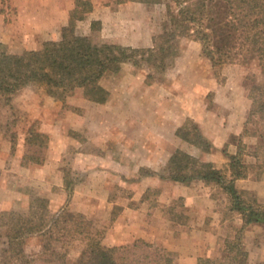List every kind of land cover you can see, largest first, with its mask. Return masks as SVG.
<instances>
[{"label": "rangeland", "instance_id": "374dc122", "mask_svg": "<svg viewBox=\"0 0 264 264\" xmlns=\"http://www.w3.org/2000/svg\"><path fill=\"white\" fill-rule=\"evenodd\" d=\"M58 1L60 4L55 7L57 0H0V54L21 55L26 51L41 50L49 41L60 43L62 30L57 33L56 29L55 35L50 32L46 36L43 29L47 32V27L52 26L57 8L62 17L66 16L64 21L67 25L76 0ZM89 1L93 7L95 4L108 7L107 13L94 11L85 20L76 21V33L92 37L97 44H114L111 40L116 39L134 45L124 47L147 48L139 46L159 34L166 19L164 3L147 4L143 0ZM124 2L131 3L119 10L116 6ZM103 15L108 17L107 24L114 29L113 32L107 30L103 36L100 30L91 28V33L85 34V22L100 19ZM152 46L153 43L149 48ZM101 84L110 92L107 102H94L88 106L83 104L88 99L81 88L61 91L57 96L49 95L47 88L39 83L0 91V161L3 165L0 168V217L11 211L28 217L33 203L51 215L63 208L75 212L73 210L90 206L94 213L91 217L85 216L101 240V248L114 253L120 246L137 240L121 238L124 233H129L127 229L128 233L121 231L117 221L123 205L132 203L130 200L138 182L147 176L170 180L167 177L174 155L178 156L181 164H189L188 167L196 169L200 163H212L229 174L230 160L225 152L236 154L240 149L243 161L248 166L247 176L264 182V142L259 136L264 129V121L255 118L247 131L245 126L251 109L250 89L254 84H264V73L256 60L249 64L225 65L215 72L211 62L203 55L200 44L184 38L179 44L178 56L169 60L165 69L148 64L136 67L132 62H127L118 75L104 78ZM46 98L51 103L48 112L41 110ZM51 124L53 126L49 127ZM50 133L59 138L56 148L64 149L61 163L65 175L64 193L56 186L51 189L38 183L36 168L50 149ZM196 133L211 144L209 151L205 150L207 146ZM62 136L65 146H60ZM156 136L163 140L154 141ZM171 136L172 141L169 140ZM54 145L52 143V147ZM150 149L158 153H172L164 166L165 172L155 173L145 167L137 171L138 165L145 164L147 159L146 152H143ZM119 150L125 153V174L121 175L120 172V178L117 171L111 168L103 173L101 166L104 163L102 159L107 160L103 154L112 152V159L117 162L116 153ZM17 152L26 153L22 161L13 158ZM184 155L192 156L195 161L188 160ZM29 156L38 157L39 160ZM152 158L157 159L158 163L163 160L160 155ZM20 162L23 169L19 166ZM65 179L71 181L70 198ZM101 182H105L107 188L102 189ZM209 186L216 198L224 192L216 184ZM161 190L158 185L154 186L145 192L143 198L159 205ZM241 192L246 200L256 198L259 202L258 191ZM107 195L108 203L102 202ZM63 201L65 204L61 207ZM165 210L172 212L180 222L186 217V209L179 198L167 202ZM229 215L227 235L234 238L239 229L235 223H240V216L237 213ZM145 239L165 248L155 232ZM223 240L224 237L219 236L214 244L207 246L202 257H221ZM243 241L248 257L242 259L241 263L264 264V225L253 224L245 229ZM8 242L7 228L0 226V262L9 255ZM53 245L63 255L65 264H74L85 242L64 239ZM44 246L45 238L34 236L25 241L24 249L28 255L38 256L45 251ZM168 253L176 264H180L177 252Z\"/></svg>", "mask_w": 264, "mask_h": 264}, {"label": "trees", "instance_id": "16d2710c", "mask_svg": "<svg viewBox=\"0 0 264 264\" xmlns=\"http://www.w3.org/2000/svg\"><path fill=\"white\" fill-rule=\"evenodd\" d=\"M143 2L164 3L166 7L165 22L161 32L153 36L152 47L135 49L117 44H97L92 37L78 35L76 21L85 20L94 7L89 0H76L68 23L62 28L60 43L49 41L43 49L26 51L21 55L0 54V91L39 83L47 88L49 95L57 96L61 91L81 88L88 100L105 103L110 92L101 84L104 78L118 75L127 62H132L136 67L148 64L165 69L169 60L178 56L179 44L184 38L200 44L203 55L211 62L215 72L225 65L249 64L256 60L264 73V0ZM97 22H92V30H101V23ZM249 98L251 109L245 123L246 131L255 118L264 121V84H254ZM196 134L207 146L205 150L209 151L211 144L201 134ZM259 136L264 142V129ZM225 154L230 160V174L212 163H200L196 169L188 167L189 164L179 162L177 155L170 161L168 179L184 184L193 180L216 184L227 195L230 212H236L243 220L234 238H224L221 257H200L197 264H242V259L248 257L243 241L245 229L253 224L264 225V204L256 198L246 200L235 187V181L248 175L242 151L239 149L236 154ZM184 157L195 161L190 155ZM29 158L39 160L34 156ZM70 183L65 179L69 198L72 191ZM0 226L7 228L9 241V255L0 264H65L63 255L53 245L64 239L85 242L74 264H176L166 248L144 239L120 246L114 253L103 250L101 240L86 216L66 208L51 215L33 203L28 217L11 211L0 217ZM34 236L45 238V251L38 256H30L24 249L25 241Z\"/></svg>", "mask_w": 264, "mask_h": 264}, {"label": "crops", "instance_id": "0c3cea01", "mask_svg": "<svg viewBox=\"0 0 264 264\" xmlns=\"http://www.w3.org/2000/svg\"><path fill=\"white\" fill-rule=\"evenodd\" d=\"M124 3L125 4H119L116 7L120 10L124 6H128V4L131 2ZM59 4L60 2L57 0L55 7ZM94 7L95 9L89 15L94 14V11L107 13L108 7L101 5L97 6L96 4ZM112 7L114 6H111L110 8ZM55 14L57 15H55L52 21V26L47 27V32L43 29V32L46 33V36H49L50 32L54 33L53 35H55L57 31L56 29H58L57 33H60L62 28L66 25L64 21L66 20V16L62 17L60 9L57 8ZM58 15H60L61 17H59ZM107 18L108 17L106 15H103L102 17H100V19H89V21L85 22V34L91 33V25L94 20L101 22L102 28L99 33H101L103 36H105L107 30L113 32L114 29H110L109 25L107 24ZM152 39L153 37L150 38L149 41L147 39L145 45H140L139 47L149 48V46H151V43H153ZM3 41L5 42L6 38L3 39ZM111 41H114V44L121 46H134L132 43H124L122 41H117L116 39H113ZM83 104L84 106H88L90 104H94V102L84 100ZM50 105L51 103L49 99L46 98L43 107H41V110H45L46 112H48ZM58 123L59 122H57L56 124ZM48 126H53V124ZM50 137L51 150L49 149L48 152H46L47 154H44V156H42L43 158L36 168V172L38 175V183H43V185L45 186L48 185L51 189L56 186L60 189L61 193H64L65 175L61 167L62 160L64 159V149L56 148L59 142L58 136L56 137V135L52 134L50 135ZM62 138L63 139L60 140V146L64 144L62 142L64 141V137L62 136ZM67 139H69V137ZM159 139L163 140L156 136L154 141H158ZM172 139L173 137L171 136L169 140L172 141ZM52 143L55 144V147H52ZM32 146L33 145H30V147ZM58 151L61 152L59 153ZM108 153L109 152L107 151L105 155L103 154V157H106L107 160L102 159L104 161V163L101 164L103 168L102 172H107V169L111 168L117 171L118 178H120V172H122L121 175L125 174V163H123L125 153L120 150L116 153V157L118 158L117 162L112 159L113 153L110 152L109 155ZM143 154H145V157H147V159L145 160V164L140 163L138 165L137 171H140L142 167H145L149 168L151 172L155 173H163V171H166L164 170V166L168 163L172 155V153L169 154L168 152L158 153L157 150L152 151V149H150L149 151H144ZM158 154L160 155V157H163L161 163H158L157 159L153 160L152 158L156 156L159 157ZM25 156L26 153L19 154L17 152L16 155L13 156V158H20L19 160L22 161ZM19 166L21 169H23L22 163L19 164ZM0 168H3L1 161ZM138 183L139 184H137L136 187L137 189H135L136 192L133 194V198L130 200V202L132 203L129 205H123V209H121L120 214L117 216L118 224H120L119 229L121 231L129 230V233L127 231L128 234L124 233L123 237L121 238L131 240H146L145 238L148 234L155 232L156 236L159 237L161 241H163L165 248H167L169 252H177V254L179 255L178 261L180 264H196L197 259L199 257L204 256L207 246L214 244L219 236H222L224 238L230 237L227 235V224L230 221L229 214L236 212H230L228 205L229 200L224 192L221 193L218 198H216L215 195H213V192L210 191L209 184L205 183L202 180H193L189 184H184L170 180L158 179L153 176H147ZM262 184L264 186L263 180H253L250 176H247L245 179L235 181V187L239 191H258L259 198H257L259 199V202H264V187L262 188ZM157 185L162 189L161 194H159L158 198V202L161 205L151 203V199L146 200V198H143L145 192L150 191V189ZM244 185L245 187H243ZM101 187L102 189H104L105 187L107 188L106 183L101 182ZM258 188L261 189L258 190ZM76 196L77 194L74 196L73 199L76 200ZM88 196L89 195L87 193V198ZM178 198L181 199V202L186 209V217L181 222L177 220L178 218L175 217V215H172V212H168L167 210H165V204L167 202ZM103 200L105 201V203H108V195L102 198V202H104ZM64 204L65 201H63L61 207ZM94 207L95 206L93 204V210ZM73 211L82 213L89 217H91V214L94 213V211L91 210L90 206L89 208L87 206L84 209H75ZM238 216L240 215L238 214ZM239 220V224L235 223V226H237L236 228H241L243 225V220L241 216ZM112 222L115 225L114 219L112 220ZM248 228L249 226L246 229Z\"/></svg>", "mask_w": 264, "mask_h": 264}]
</instances>
